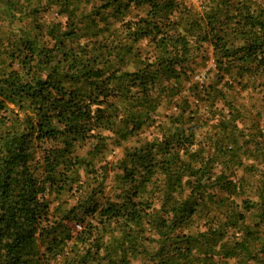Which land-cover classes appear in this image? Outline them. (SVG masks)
Here are the masks:
<instances>
[{"label":"trees","instance_id":"16d2710c","mask_svg":"<svg viewBox=\"0 0 264 264\" xmlns=\"http://www.w3.org/2000/svg\"><path fill=\"white\" fill-rule=\"evenodd\" d=\"M1 3L0 264H264V0Z\"/></svg>","mask_w":264,"mask_h":264},{"label":"rangeland","instance_id":"374dc122","mask_svg":"<svg viewBox=\"0 0 264 264\" xmlns=\"http://www.w3.org/2000/svg\"><path fill=\"white\" fill-rule=\"evenodd\" d=\"M193 5H195V4H193ZM196 6L200 7L197 4H196ZM0 10L3 11V12H5V5H4V3H1L0 4ZM9 18L11 19V17H8V19ZM59 19L60 18H57L53 12H48V13H46V14L43 15V19L42 20L45 21V22H51V21H57ZM5 21H6V16H5ZM5 21L2 24V26L4 28L3 31H6V30H9L10 28H12V27L9 26V23L8 22H5ZM24 22H25V19H24ZM26 22H27V20H26ZM19 24H20V21L18 19H15L13 21V26H17ZM205 54H206L207 57H209V60L205 63L204 68L201 70L202 71L200 73L201 75H199L197 77L198 79L200 78V76H206L207 74L208 75H213V73H214V63H213V59H212V48L210 46H208V45H205ZM164 111L165 110H162L161 112L164 113ZM213 132H214V130H212L211 128H208V127L201 128V129L196 130L198 139H199V141L202 142V144H205L207 142L208 137H210V135ZM122 153H123L122 148H116L115 151L113 152L111 158H113V157H121L122 156ZM261 170H258V173H260ZM81 173L83 174V172H81ZM250 183L252 185H254V186H257L258 185V181L253 176H251L250 177V180H248V184H250ZM249 189L252 191L253 187H251V188L249 187ZM254 192H255V190H254Z\"/></svg>","mask_w":264,"mask_h":264},{"label":"built area","instance_id":"2783aa9c","mask_svg":"<svg viewBox=\"0 0 264 264\" xmlns=\"http://www.w3.org/2000/svg\"><path fill=\"white\" fill-rule=\"evenodd\" d=\"M188 2H191V3H193V4H197V5H199L200 3H202L203 1H205V0H187ZM79 227V226H78Z\"/></svg>","mask_w":264,"mask_h":264}]
</instances>
